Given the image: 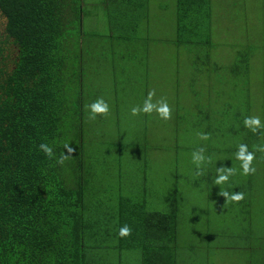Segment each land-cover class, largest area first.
<instances>
[{"label": "rangeland", "instance_id": "obj_1", "mask_svg": "<svg viewBox=\"0 0 264 264\" xmlns=\"http://www.w3.org/2000/svg\"><path fill=\"white\" fill-rule=\"evenodd\" d=\"M210 1L212 47L204 49L176 45V0H147V11H123L111 0H83L82 93L91 198L114 206L122 194L145 200L149 210L169 212L178 186V264H264V156L252 162L251 191L241 189L248 175L241 174L240 160L224 155L234 142L225 138L230 125H218L223 110L233 115L245 102L249 117H259L264 125V0ZM3 24L0 16L1 68L10 67L17 54ZM247 46L254 50L248 74L233 76L237 51ZM152 89L154 102L167 99L170 120L155 112L131 115ZM97 98L109 104L110 112L90 120L86 106ZM261 137L259 145H264V128ZM201 147L214 171L236 170L227 183L204 189L192 162V152ZM222 190L242 192L245 198L225 201ZM113 259L140 264L136 251Z\"/></svg>", "mask_w": 264, "mask_h": 264}, {"label": "trees", "instance_id": "obj_2", "mask_svg": "<svg viewBox=\"0 0 264 264\" xmlns=\"http://www.w3.org/2000/svg\"><path fill=\"white\" fill-rule=\"evenodd\" d=\"M111 2L123 11L148 9L147 0ZM82 7L83 0H0L6 40L17 49L11 66L0 67V264H120L113 257L133 251L140 264H178V186L169 212L149 210L145 200L122 194L114 206L91 198ZM211 10L210 0H176L177 46L212 47ZM253 51L251 46L237 51L233 76H247ZM249 114L248 102L233 115L223 110L218 125H230L225 138L234 142L224 155L236 158L240 144L255 151L262 141V129L254 133L244 125ZM42 142L52 145L57 157L66 152L65 144L74 151L59 165L39 151ZM259 156L262 160L264 152L255 151ZM208 158L199 176L210 190L217 172ZM254 182L248 175L240 187L250 192ZM193 185L201 186L196 179ZM125 224L132 233L122 238Z\"/></svg>", "mask_w": 264, "mask_h": 264}, {"label": "clouds", "instance_id": "obj_3", "mask_svg": "<svg viewBox=\"0 0 264 264\" xmlns=\"http://www.w3.org/2000/svg\"><path fill=\"white\" fill-rule=\"evenodd\" d=\"M155 96V89H152L148 92L146 99L142 105L133 106L131 108V115L137 116L140 114L151 115L155 112L161 119L170 120L172 118V108L167 102L166 98H161L159 100L153 101ZM88 118L90 120H95L97 116H107L110 112L109 104L103 98H97L91 104L87 105ZM244 125L246 128H249L254 133L258 130L264 128V125L261 124L259 117H246L244 120ZM200 138L203 140L208 139V135L205 133L199 134ZM66 152L64 151L59 157L56 156L54 148L52 145L42 142L38 145L39 151L48 159H55L56 163L63 165L65 161L72 155L74 149L71 148L68 144L64 145ZM255 151L264 152V145H254ZM255 151H249L248 146L245 144H240L238 151L236 153V158L241 161L242 175H251L255 173V168L252 166V162L255 159ZM205 149L198 148L192 152V162L196 165V175H203L202 166L209 159L205 156ZM236 174V170L233 167H220L217 168V177L215 180L216 185L225 184L228 182L229 178ZM225 198V201H232L239 203L245 198V194L242 192L229 193L226 190L220 192ZM132 233V228L125 224L119 229L120 237H128Z\"/></svg>", "mask_w": 264, "mask_h": 264}]
</instances>
